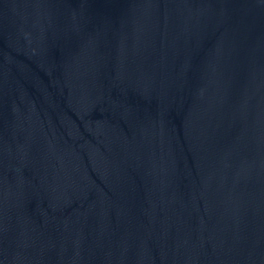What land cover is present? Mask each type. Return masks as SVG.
<instances>
[{
  "label": "water",
  "instance_id": "1",
  "mask_svg": "<svg viewBox=\"0 0 264 264\" xmlns=\"http://www.w3.org/2000/svg\"><path fill=\"white\" fill-rule=\"evenodd\" d=\"M0 264H264V0H0Z\"/></svg>",
  "mask_w": 264,
  "mask_h": 264
}]
</instances>
